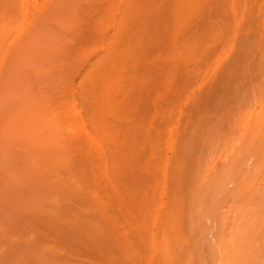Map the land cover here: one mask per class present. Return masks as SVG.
Here are the masks:
<instances>
[{
	"label": "bare ground",
	"instance_id": "bare-ground-1",
	"mask_svg": "<svg viewBox=\"0 0 264 264\" xmlns=\"http://www.w3.org/2000/svg\"><path fill=\"white\" fill-rule=\"evenodd\" d=\"M222 214L264 220V0H0V264H206Z\"/></svg>",
	"mask_w": 264,
	"mask_h": 264
},
{
	"label": "rangeland",
	"instance_id": "rangeland-1",
	"mask_svg": "<svg viewBox=\"0 0 264 264\" xmlns=\"http://www.w3.org/2000/svg\"><path fill=\"white\" fill-rule=\"evenodd\" d=\"M179 104H180V106H179ZM171 105H172V104H170V107H171ZM173 105H174V104H173ZM173 105H172V108H170V116L175 115L174 113H176V115H178L180 109L182 110V111L180 110V112H183V110L185 109V108H183V107H185V106H183V105L181 104V101L178 102V104H177L178 107H175V106H177L176 104H175L174 106H173ZM182 106H183V107H182ZM174 107H175L176 110L174 109ZM181 107H182V108H181ZM179 108H180V109H179ZM173 111H174V112H173ZM145 112H146V110H145ZM160 122H162L161 124H163V125H162L163 127L160 125L163 129H160V130H159V131H160L159 133H164L163 131L161 132V130H164V129H165L164 127H165L166 125L163 123V121H160ZM157 124H158L157 126H159V121L157 122ZM173 124H174V123H173ZM173 124H172V126H173ZM157 126L155 125V129H156ZM161 127H159V128H161ZM159 128H157V129H159ZM180 128H181V126H180ZM170 129H171V121H170ZM178 129H179V128H178ZM156 131H157V130H156ZM180 131H181V130H180ZM180 131H178V132L180 133ZM170 135H171V134H170ZM178 136H179L178 134H177V135L174 134V139L177 140V137H178ZM171 139H173V137L170 136V141H171L172 143H174V140H171ZM171 142H170V146H171L172 148H170V150L172 149V152L170 151V155H173V156H174V155H176V154H174V153L176 152V151H175V147L178 146L179 139H178V141L175 142L174 144H171ZM176 149H177V148H176ZM174 151H175V152H174ZM222 151H223V150H222ZM222 151H221V152L219 151V154H220V153H221V154L223 153V155H219V154L216 155V157H218V159L215 157V155H213V156H214L217 160H219V157H220V160H221V159H225L226 157H228L227 154H229V153L226 152V153H225L226 156H225V155H224V152H222ZM229 151H230V150H229ZM229 151H228V152H229ZM217 153H218V152H217ZM211 156H212V155H211ZM222 156H225V158H223ZM251 157H252V156H251ZM251 157H249V159H250ZM170 158H172V160H173L174 157H170ZM252 158H254V157H252ZM249 159H247V162H248L247 166H248V167H249V165H252V163H253V162H252V163L250 164V162H251V161H254V159H251V161H250ZM170 161H171V159H170ZM171 165H172V164H170V169H171L170 172L172 171V167H171ZM260 169H261V168H260ZM232 171H233V170H232ZM256 171H258L257 168H256ZM171 173H172V172H171ZM172 180H173V177H172L171 174H170V182H172ZM172 187H173V186H171V183H170V206H173V205H172L173 202H174L173 200H175V199H173L172 197H174V196L177 194V193L174 192V190H173ZM176 192H177V191H176ZM207 193H209V190H207ZM210 194H211V191H210V193H209L208 196H207V194H206V197H209ZM216 194H217V193H216ZM219 194H220V193H219ZM219 196H220V195H219ZM220 197H221V196H220ZM174 198H175V197H174ZM215 199H218V198H216V196H215ZM215 199H214V200H215ZM249 200H250V202L252 203V201H251L250 198H249ZM178 201H179V200H178ZM178 201H177V202H178ZM221 201H222V202H221ZM221 201H219L218 204H219L220 206L218 205V207H219L220 209H222V210L228 211V210H226V209L228 208V207H227V205H228V203H227L228 198L226 199V202H223V201H225V197H224V200H223V198H222ZM229 202H230V201H229ZM206 203H207V202H206ZM206 203H205V205H206ZM222 203H223V204H222ZM225 203H226V207H227V208L225 207ZM253 203H254V202H253ZM174 204H175V203H174ZM179 204H180V203H179ZM230 204L232 205L231 202H230ZM175 205L178 206L177 203H176ZM175 205H174V206H175ZM222 205H223V206H222ZM233 205H234V204H233ZM253 205H254V204H253ZM179 207H180V205H179ZM179 207H178V208H179ZM222 207H223V208H222ZM252 207H253V206H252ZM255 207H256V206H255ZM173 208H174V207H173ZM178 208H177V209H178ZM174 209H176V208H174ZM177 209H176V210H177ZM171 210H172V207L170 208V211H171ZM173 211H174V210H173ZM220 211H221V210H220ZM228 212H229V211H228ZM231 212H233V211L231 210ZM170 213H171V212H170ZM172 213H173V212H172ZM175 213H176V212H175ZM202 213H203V212H202ZM233 213H234V212H233ZM233 213H229V215H231V216L233 217ZM173 214H174V213H173ZM204 215H205V214H204ZM225 215H228V214H225ZM206 216H207V214H206ZM223 216H224V215L222 214V215H220L219 217H217V218H218V220H217L218 222H217V221H214V220L217 219V218L215 217V219L213 220L214 223L212 222L211 224H213V225H211V226H210V222H211V221H208V220H209L208 217H210V216H208V217L203 216V217L200 218L201 221H202V219H203V221H204V219H205V220L208 219V220H207L208 223H207L206 221H204V222H205L204 225L206 226L205 228H208L207 230H208L209 235L206 234V236L203 237L204 234H202L201 231L205 230V228H203V230H201L200 224H201L202 222H201V221H200V222L198 221L199 224L197 223L196 225H199L197 228L200 227V229H199V230L197 229V230H195V231H198V233L200 232L203 236H202L200 233H199V235H198V234H195L194 236L197 235L196 237L198 238V236L201 235L202 237L200 236V239H201L200 241H201V243L203 242V243H205V244H203V245H201V244H197V245H195V244H194L195 242L192 243V246H191V245H190V246H191V249L194 248V249H192V250H194V251H193V252H194L193 254L199 253V254L201 255V258L205 256V260L207 261L206 264H231L233 261H232L231 259H229V258H232V259H233V258H234V259H238V258H237L238 255H236V252H235V251H236V248L240 247V249H241V246H244V245H245V244H244V245H242V244L244 243V241H245V239H246V238H245V237H246V233H245V232H247V234H248L247 237L249 236V238H253L255 242H254V241H253V242H252V241L249 242L250 240H249V238H248V239L246 240V241H247V243H246V244H247V245H246L247 247H246V246H245V247H242V249L246 248L247 250H249V249H250V248H249L250 245L248 246V243H251L252 247L255 245V248H256V249H259V247H260V249L262 248V249H261L262 252L259 251V252H261V254H260V253H259V254H256V253H258V250H257V252H256V251H255L256 249H254V247H253V248L251 247V249L248 251V254H249L250 251H251V255H250V254L248 255V254H246L247 250L245 249L244 252H245L246 256H247V257L249 256L248 258L246 257L247 259H245V260H246L245 263H246L248 260L252 261V259H253V260L256 259V260H255L256 262L253 261L252 263H259L260 261H261L260 263H262L263 261H262L261 259H259L260 257H258V256L262 255L263 252H264V251H263V250H264V246H263V245H264V241H262V240L264 239V238H263L264 236L262 235V234L264 233V229H262V228H264V226L262 225L264 220H261V221H262V224H260V221H259V222L257 221V222L259 223V224H258V227H257V228H259V230H255V229H254L255 232L258 231V233L255 234L252 225L255 224V227H254V228H256V224H257V222L254 223V220H241V218L238 217L239 219L236 218V219H237L236 223L238 222V224L236 225L235 222H232V221H231V218H232L231 216H229L230 221H226V218H224L223 220L226 221V224H225V222H224V224H222L221 227H222L223 229H225L226 227H224V226H227V222H229V224H230V225H229V228L231 229V230H230V229L228 228V229H229L228 232L225 230L226 233H228V234H227L228 237H229V234H230V237H229L228 239L231 240V238L233 239V236H234V237H236V238L233 239V242H234V240H236L235 242L237 243V240H238L237 237H239V236H240V237H243V238H241V240H243V243H242L240 240H238V241H240V242H239L240 244L237 243V245H236L237 247H235V248L232 246V247H233V249H232L231 246L229 245L230 242H232V240H231V241H230V240H227V241H225V242H228V241H229V242H228L229 244L226 243V244H223L224 246H223V245L220 246V245L222 244L221 241H222V239H223V238H221L222 235H220L219 233H214L215 231H214V232L212 231V230H213L212 227H214V229L217 230V229H216V226L219 227V226L221 225L220 222H222L221 219L223 218ZM225 217H226V216H225ZM230 217H231V218H230ZM212 219H213V218H212ZM236 219H235V220H236ZM262 219H264V218H262ZM210 220H211V218H210ZM219 220H220V221H219ZM233 221H234V219H233ZM241 221L244 222L245 225H244V227L239 228V227L241 226L240 224H242ZM204 222H203V223H204ZM216 222L218 223V225H217ZM240 222H241V223H240ZM246 222H247L248 224L250 223L252 228H251L249 225H248V228H247V223H246ZM170 223L172 224V221H171ZM203 223H202V225H203ZM232 223L235 224L236 226L234 227ZM253 223H254V224H253ZM214 224H216V225H214ZM219 224H220V225H219ZM202 225H201V226H202ZM208 225H209V226H208ZM231 225H232V227H231ZM242 225H243V224H242ZM261 225H262V226H261ZM259 226H260V227H259ZM202 227H203V226H202ZM218 227H217V228H218ZM221 227H219V228L222 229ZM237 227H238V228L240 229V231L242 232V233H241V232L239 231L240 234H239V232H237L239 236H238V235L235 236L236 231H238V229H236ZM249 227L253 230L254 233H251V229H250ZM261 227H262V228H261ZM209 228H210V229H209ZM219 228H218V229H219ZM246 228H247V231H246ZM220 229L217 230V231H220V233H221V231H222L223 229H222V230H220ZM228 229H227V230H228ZM232 229H233L234 231H235V230H236V231H235V233L233 232L234 235L231 237V234H232L231 231H232ZM241 229H242V230H241ZM260 229H262L261 232H260ZM244 230H245V232H244ZM204 232H205V231H203V233H204ZM212 232H213V233H212ZM229 232H231V233H229ZM262 232H263V233H262ZM223 233H224V232L222 231V234H223ZM243 233H244V235H243ZM259 233H261V234H259ZM182 234H183V233H182ZM216 234H219L220 237H218V235L216 236ZM241 234H242V235H241ZM254 234H255L256 237L258 236L256 239H255ZM170 235H171V234H170ZM207 235H208V236H207ZM227 235H226V236H227ZM180 236H182V235H180ZM214 236H216V238H214ZM250 236H251V237H250ZM171 237H173V235H171L170 238H171ZM177 237H178V238H177ZM177 237H174V238H177V240H179V239H180V238H179V235H178ZM196 237H195V238H196ZM224 237H225V236H224ZM174 238H173V239H174ZM195 238H194V241L196 240V241L198 242L197 238H196V239H195ZM206 238H207V239H206ZM213 238H214V239H213ZM173 239H170V240H172V241H171L172 244H173ZM204 239H205V240H204ZM226 239H227V238H225V240H226ZM177 240H176V241H177ZM181 240H183V236H182V239H180V241H181ZM207 240H208V241H207ZM248 240H249V241H248ZM259 240L261 241V243H260ZM215 241L218 242V244H217ZM246 241H245V242H246ZM256 241H257V242H256ZM182 242H183V241H182ZM182 242H181V243H182ZM214 242H215V246H212V245H214V244H213ZM233 242H232V243H233ZM181 243H180V244H181ZM184 243H185V242H183L182 245H179V246H178V244H177V245L174 244V245H175V246H174V245H172V244L170 243L171 251H172V249H173V250H175L176 253L179 252V249H180V248L183 249V248L185 247V246H184ZM241 243H242V244H241ZM256 243H257V244H256ZM259 243H260V244H259ZM190 244H191V243H190ZM193 244H194L195 246H197V247L199 248V250H198L195 246H193ZM211 244H212V245H211ZM238 244H239V246H238ZM200 245H201V246H200ZM227 245L230 246V248L234 251V252H233V254H234L233 257L230 256L231 253L229 254V253L227 252V251H230V250L228 249L229 247H228ZM234 245H235V244H234ZM259 245H262V246H259ZM176 246H178L179 249H178ZM180 246H182V247H180ZM183 246H184V247H183ZM258 246H259V247H258ZM200 247H201V249H200ZM212 247H213V250H212ZM220 247H221L222 249H221ZM185 248H186V247H185ZM202 248H204V249H202ZM210 248H211V249H210ZM223 248H224V249L227 248V249H226L227 251L224 250ZM248 248H249V249H248ZM186 249H187V248H186ZM195 249L197 250V252H195ZM214 249H215V251H214ZM242 249H241V250L238 249V251H237L238 254H239V251H240V254H241V255L239 254L240 257H243L242 255L244 254V253H242ZM253 249H254V250H253ZM260 249H259V250H260ZM180 250H181V249H180ZM252 250L255 251V252H254L255 254L252 253ZM201 251H203V253H202ZM212 251H214V252H212ZM222 251H223L224 253H223ZM172 252H173V251H172ZM231 252H232V251H231ZM209 253L212 254V255L214 254L213 257H212ZM221 253H222V254H221ZM171 254H172V253H171ZM189 254H190V253H189ZM193 254H192V256H193ZM199 254H198V256H200ZM245 254H244V255H245ZM253 254H254L255 256H254ZM173 255H174V253H173ZM173 255H170V257H172ZM190 255H191V254H190ZM256 255H257V257H256ZM175 256H176V254H175ZM194 256H195V255H194ZM196 256H197V255H196ZM226 256H227V257H226ZM228 256H229V257H228ZM235 256H237V257H235ZM216 257H217V258H216ZM240 257H239V258H240ZM244 257H245V256H244ZM250 257H251V258H250ZM252 257H254V258L256 257V258L254 259V258H252ZM173 258L175 259L174 256H173ZM194 258H195V257H194ZM221 258H222V259H221ZM225 258H227V259H225ZM249 258H250V259H249ZM262 258H264V256H263ZM170 259H171V258H170ZM174 259H173V261H174ZM202 259H203V258H202ZM234 259H233V260H234ZM257 259H259V262H258ZM171 260H172V259H171ZM171 260H170V261H171ZM229 260L231 261V263H228V262H230ZM242 260H243V262H244V258H242L241 261H240L239 263H241ZM263 260H264V259H263ZM172 263H173V262H172ZM263 263H264V262H263Z\"/></svg>",
	"mask_w": 264,
	"mask_h": 264
}]
</instances>
